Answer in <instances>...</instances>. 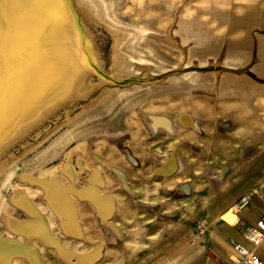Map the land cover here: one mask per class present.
Segmentation results:
<instances>
[{
	"label": "crops",
	"instance_id": "obj_1",
	"mask_svg": "<svg viewBox=\"0 0 264 264\" xmlns=\"http://www.w3.org/2000/svg\"><path fill=\"white\" fill-rule=\"evenodd\" d=\"M116 11L133 113L84 152L117 196L116 229L87 215L104 245L95 264H218L211 253L235 245L264 262V242L246 237L247 214L264 209V0H117ZM148 112L174 128L154 134ZM232 210L235 225L223 219Z\"/></svg>",
	"mask_w": 264,
	"mask_h": 264
},
{
	"label": "bare ground",
	"instance_id": "obj_2",
	"mask_svg": "<svg viewBox=\"0 0 264 264\" xmlns=\"http://www.w3.org/2000/svg\"><path fill=\"white\" fill-rule=\"evenodd\" d=\"M83 1L88 4L90 0ZM104 2L116 27L117 0ZM68 16L64 0H3L0 4V160L23 139L21 128L30 122L69 103L91 102L84 118L75 119L56 141L45 146L44 150L57 146L60 176L51 169L44 171L49 173L21 170L20 183L10 184L0 198V264H46L50 256L58 257L56 264H95L104 245L90 237L89 230L96 233L97 227L87 215L94 211L104 225L117 228L112 218L117 209L116 193L100 167L85 164L84 150L104 145L102 138L94 139V133L113 134L132 124L127 114L132 116L133 110L124 103L134 96L105 89L92 100L106 81L102 77L95 84L94 73L79 48L60 42L69 33L63 32L65 22L57 23L67 21ZM144 118L154 134L174 128L163 116L148 112ZM184 122L194 124L189 117ZM34 162L35 157L26 161L29 168ZM175 169L173 163L157 172L168 175ZM233 210L223 219L235 225L238 217ZM88 244L96 246L86 250Z\"/></svg>",
	"mask_w": 264,
	"mask_h": 264
},
{
	"label": "rangeland",
	"instance_id": "obj_3",
	"mask_svg": "<svg viewBox=\"0 0 264 264\" xmlns=\"http://www.w3.org/2000/svg\"><path fill=\"white\" fill-rule=\"evenodd\" d=\"M64 1L66 12L69 15L68 22L62 20L58 21L57 24L64 25L65 22L67 28L63 32L69 34L63 36L60 42L65 46L72 45L79 48L85 57L86 64L94 73L93 82L95 84H99L102 77L106 81L92 96V100L95 97L98 98L105 89L129 91L127 86L131 82H123L115 30L108 24V14L103 6L104 1L107 0H90L88 4L83 0ZM49 36L53 35L50 33ZM120 76L121 79H119ZM147 80L141 79L140 81L141 85L146 86L139 89L143 93L148 91ZM90 105L89 100H84L79 105L69 103L51 112L42 120L37 119L21 128V133L24 134L23 139L4 153L0 160V198L8 192L10 184L15 186L20 183L18 173L21 170L32 169L34 172H44L51 169L53 174L59 176L61 161L55 158L57 146L44 150L45 146L51 140L56 141L62 133L61 131L75 122V119L84 118ZM96 145H90L92 148L89 146L88 152L93 150L94 153H99L100 148H97ZM108 145L111 146L112 144L109 143ZM30 157H35L33 168H29L26 163ZM240 226H243L242 222ZM57 259L58 257H47L46 264H56Z\"/></svg>",
	"mask_w": 264,
	"mask_h": 264
},
{
	"label": "built area",
	"instance_id": "obj_4",
	"mask_svg": "<svg viewBox=\"0 0 264 264\" xmlns=\"http://www.w3.org/2000/svg\"><path fill=\"white\" fill-rule=\"evenodd\" d=\"M249 227L246 231V237L255 246H260L264 242V209H256L252 213L247 214ZM200 230H206L205 224H202ZM212 258L218 264H264V262L250 249L242 245L233 246L228 253L227 258H222L218 254L212 252Z\"/></svg>",
	"mask_w": 264,
	"mask_h": 264
},
{
	"label": "snow or ice",
	"instance_id": "obj_5",
	"mask_svg": "<svg viewBox=\"0 0 264 264\" xmlns=\"http://www.w3.org/2000/svg\"><path fill=\"white\" fill-rule=\"evenodd\" d=\"M3 3V0H0V4ZM2 65H3V60L2 57H0V72H2ZM0 98H2V92H0Z\"/></svg>",
	"mask_w": 264,
	"mask_h": 264
}]
</instances>
